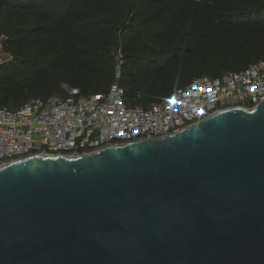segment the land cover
I'll use <instances>...</instances> for the list:
<instances>
[{"label":"water","instance_id":"1","mask_svg":"<svg viewBox=\"0 0 264 264\" xmlns=\"http://www.w3.org/2000/svg\"><path fill=\"white\" fill-rule=\"evenodd\" d=\"M0 264H264V100L1 165Z\"/></svg>","mask_w":264,"mask_h":264},{"label":"trees","instance_id":"2","mask_svg":"<svg viewBox=\"0 0 264 264\" xmlns=\"http://www.w3.org/2000/svg\"><path fill=\"white\" fill-rule=\"evenodd\" d=\"M0 35V106L118 81L148 109L264 59V0H0Z\"/></svg>","mask_w":264,"mask_h":264},{"label":"built area","instance_id":"3","mask_svg":"<svg viewBox=\"0 0 264 264\" xmlns=\"http://www.w3.org/2000/svg\"><path fill=\"white\" fill-rule=\"evenodd\" d=\"M5 61L2 52L0 65ZM124 94L115 81L104 93L84 96L72 89L66 97L31 99L17 109L0 106V166L34 155H81L161 138L215 112L252 108L264 100V59L220 77L195 78L148 109L128 106Z\"/></svg>","mask_w":264,"mask_h":264},{"label":"rangeland","instance_id":"4","mask_svg":"<svg viewBox=\"0 0 264 264\" xmlns=\"http://www.w3.org/2000/svg\"><path fill=\"white\" fill-rule=\"evenodd\" d=\"M2 41H3V37L0 35V45H1Z\"/></svg>","mask_w":264,"mask_h":264}]
</instances>
